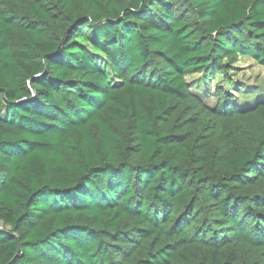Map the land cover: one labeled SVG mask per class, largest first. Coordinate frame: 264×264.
<instances>
[{
    "label": "trees",
    "instance_id": "obj_1",
    "mask_svg": "<svg viewBox=\"0 0 264 264\" xmlns=\"http://www.w3.org/2000/svg\"><path fill=\"white\" fill-rule=\"evenodd\" d=\"M242 58L264 0H0V264H264Z\"/></svg>",
    "mask_w": 264,
    "mask_h": 264
},
{
    "label": "rangeland",
    "instance_id": "obj_2",
    "mask_svg": "<svg viewBox=\"0 0 264 264\" xmlns=\"http://www.w3.org/2000/svg\"><path fill=\"white\" fill-rule=\"evenodd\" d=\"M236 65L238 66V70L235 71L236 74L233 75V81L235 84H242L244 88L249 87V89L251 90L252 88H258V92L259 90L264 91V68L260 67L259 65L255 64L252 60H249L247 58H242ZM192 78L197 79V75L187 77V81L192 82ZM219 78H221V76H219ZM200 87L201 88L198 90L200 94L204 95V102L207 103L208 106H212V104H214L215 102V96L213 95L215 83L212 80L210 81V83L206 84V86ZM191 88L195 90L198 87L196 86V84H192ZM225 88H227V86ZM253 93L255 92L253 91ZM233 95L235 96V99L238 100L241 96H244V93H238L237 91H233ZM259 96L264 97V94L260 91L259 93L254 94L252 96V99H257Z\"/></svg>",
    "mask_w": 264,
    "mask_h": 264
},
{
    "label": "built area",
    "instance_id": "obj_3",
    "mask_svg": "<svg viewBox=\"0 0 264 264\" xmlns=\"http://www.w3.org/2000/svg\"><path fill=\"white\" fill-rule=\"evenodd\" d=\"M4 226H3V224L0 222V229H2Z\"/></svg>",
    "mask_w": 264,
    "mask_h": 264
}]
</instances>
